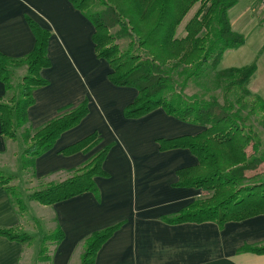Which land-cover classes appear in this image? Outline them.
<instances>
[{
  "label": "crops",
  "instance_id": "obj_1",
  "mask_svg": "<svg viewBox=\"0 0 264 264\" xmlns=\"http://www.w3.org/2000/svg\"><path fill=\"white\" fill-rule=\"evenodd\" d=\"M263 14L256 0H235L227 16L231 30L245 42L224 51L217 69L254 64L247 89L264 102ZM27 18L50 32V66L40 71L47 83L33 92L28 127L36 130L68 111L59 113L61 108L88 102L86 117L35 159L30 187L62 182L98 150L109 146V151L102 164L106 176L94 179L95 194L42 206L29 200L33 189L27 191L31 210L39 207L36 210L41 213L42 225L52 232L58 228L63 232L60 243L48 246L47 261L38 257L44 236L39 218L31 210L29 214L27 206L26 214L19 217L0 187V229H17L31 237L28 243H19L0 236V264H80L87 239L112 226L118 228L98 249L94 264H264V255L240 252L245 246L264 244V215L222 225L169 223L189 205L207 200L209 193L177 186V171L196 167L198 160L186 149L161 152L156 140L195 136L204 128L182 122L162 109L138 119L124 118L123 110L134 101L137 91L109 82L110 68L94 52L93 26L69 0H0L1 54L21 59L33 49L34 36ZM15 73L22 77L25 69ZM4 94L0 81V97ZM93 132L99 134L101 142L92 150L71 155L61 152ZM23 149L20 134L17 140L0 135V166H7L10 158L17 166ZM13 182L18 184L16 177Z\"/></svg>",
  "mask_w": 264,
  "mask_h": 264
},
{
  "label": "trees",
  "instance_id": "obj_2",
  "mask_svg": "<svg viewBox=\"0 0 264 264\" xmlns=\"http://www.w3.org/2000/svg\"><path fill=\"white\" fill-rule=\"evenodd\" d=\"M69 1L93 26L91 40L94 52L97 58L108 64L109 82L116 87H130L137 91L134 101L123 110L124 118L138 119L162 109L182 122L204 128L195 136L156 140L161 152L186 149L198 160L196 167L177 171V186L211 193L207 200L178 212L169 223L214 222L222 225L264 215V177L253 182L244 180L247 172H256L264 166V154L260 158L254 155L262 144L252 128L246 125L248 118L240 115V109L245 107L243 101L249 97L255 100L250 114L257 109L264 112V102L252 96L247 89L256 67L252 64L223 71L217 69L224 51L238 48L245 42L242 35L231 30L227 16L235 0ZM195 6H198L197 10L184 27L185 36L176 37L177 28ZM95 7L100 9L95 10ZM26 22L34 36L33 49L21 59H12L0 53V81L5 91L0 97V135L4 139L17 140L18 131L22 130L20 140L24 149L21 169L33 177L35 159L52 148L62 133L77 126L86 117L88 102L84 100L76 107L61 108L59 113L68 111L36 130L28 127L27 110L34 103L33 92L47 83L40 76V71L50 66L47 58L50 32L29 18ZM122 38L128 40L124 50L115 43ZM7 64H23L26 67L10 100L7 95L12 88ZM183 66L185 79L181 87L191 79L198 81L213 73L215 83L223 85L222 103L196 95L189 98L178 94L167 96L173 89L170 71ZM166 67H169L168 71ZM233 95L235 100L231 101ZM254 104L258 107L255 108ZM100 142L99 134L93 132L61 152L64 155L88 152ZM108 151L109 146L98 150L70 177L33 191L29 200L42 206H52L84 193L95 194L97 186L94 179L106 176L102 164ZM13 180V176L0 171V187L6 192L18 216L22 217L27 208L16 187L10 185ZM117 228L112 226L93 233L85 242L80 264H94L98 249ZM0 236L19 243L31 241L29 235L17 229H0ZM62 238L63 232L59 228L45 234L40 240L39 259L47 261L48 246L60 243ZM240 252L264 255V244L245 246Z\"/></svg>",
  "mask_w": 264,
  "mask_h": 264
},
{
  "label": "rangeland",
  "instance_id": "obj_3",
  "mask_svg": "<svg viewBox=\"0 0 264 264\" xmlns=\"http://www.w3.org/2000/svg\"><path fill=\"white\" fill-rule=\"evenodd\" d=\"M197 7L198 6L193 7L186 14L182 23L177 28L176 37L183 38L185 36L184 27H185L186 23L194 15L195 11L197 10ZM94 9L97 10V9H100V7H95ZM263 18H264V14H263ZM116 29L117 28H115V32H116ZM256 30H259V27L256 28ZM118 38H121V37H118ZM115 43L120 46V49L124 50L127 47L128 40L126 38L125 39L122 38V39H118L117 41H115ZM251 43H252V45L254 44L253 41H251ZM169 67H166L165 69L168 71ZM7 68H8L9 73H10V86L12 88L10 90V93L7 95V99H9V98L11 99L12 94L15 93V91H13V90H15L16 87H18L20 80H21V77L15 76V74H16L15 71H16V69H22V68L25 69L26 67L23 64H18V65L7 64ZM183 68H184V66L170 71L171 72L170 77H172V80H173V83H172L173 89L170 90V92L167 94V96L170 97L171 94H176V95L178 94L182 97H188L189 98V97L196 95V96H198V98H201L204 100H209V99L213 98V99L217 100L219 103H222V87H223V85L220 84V86H218L215 83V76L213 73H209L205 78L200 79L198 81H194L191 79V80L186 82L187 83V84H185L186 86L184 85L183 87H181V85H183V80L185 79V75H183V73H182ZM234 97H235L234 95L231 96L230 100L234 101L235 100ZM254 101L255 100L252 97L246 98V100L243 101L245 107L240 109V115L248 118L246 125L250 126L252 128L253 133L257 136L258 140H260V142L262 144L260 146L259 152L254 154L257 158H260L262 156V154H264V112H260L257 109V110H255V112L253 111L254 112L253 114H250L249 111L252 108L251 104ZM246 104H247V106L249 105V107H247ZM8 106L11 107V105H9V104H8ZM254 106H255V108L258 107V105H256V104H254ZM237 109H238V107L235 106V110H237ZM21 131L22 130L18 131V134H20ZM22 151L23 150H21L20 154L18 155L19 163L17 166H16V164H17L16 161L14 159L10 158V160L7 161L8 165L7 166H0V170L6 175H11L13 177H16L17 183H18V184H16L17 187H16V185H14V182H11L10 185H13L16 187V190L19 193L20 198L23 200L24 204L30 208L29 209V214H30L32 203L28 200V192L27 191H30L31 189H33V191H36V190L41 189L43 186H40L36 183L35 185H33V188H32V186L30 187L31 183L28 182V180L31 178L32 175L30 173L27 174L28 172L25 173L21 169L20 161H21ZM262 171H264V166H262V168H260L256 172L255 171H249L246 173V176H244V180H246V181L248 180V182L257 181L261 177H264V175L262 174L263 173ZM29 172H31V170H29ZM24 173H25V175H27L26 177L24 176ZM23 176H24L26 182H24V180H22ZM208 193H209V197H211V193L210 192H208ZM34 204H36V203H34ZM36 208H39V207H36ZM36 208L31 210V213L35 217L39 218V224L42 225L43 222L40 221V214L41 213H40V211L36 210ZM42 227H43V231H44L42 233H44V235L52 232V231H50L48 226L42 225Z\"/></svg>",
  "mask_w": 264,
  "mask_h": 264
},
{
  "label": "built area",
  "instance_id": "obj_4",
  "mask_svg": "<svg viewBox=\"0 0 264 264\" xmlns=\"http://www.w3.org/2000/svg\"><path fill=\"white\" fill-rule=\"evenodd\" d=\"M256 1L259 3L260 7L264 11V0H256Z\"/></svg>",
  "mask_w": 264,
  "mask_h": 264
}]
</instances>
